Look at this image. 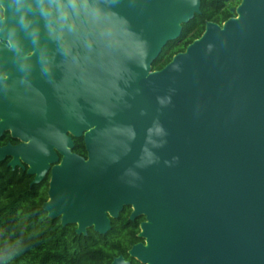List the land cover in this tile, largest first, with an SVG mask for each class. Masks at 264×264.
Returning a JSON list of instances; mask_svg holds the SVG:
<instances>
[{"label":"water","instance_id":"1","mask_svg":"<svg viewBox=\"0 0 264 264\" xmlns=\"http://www.w3.org/2000/svg\"><path fill=\"white\" fill-rule=\"evenodd\" d=\"M4 3L18 49L0 60L13 78L0 79L2 127L33 141L0 148V160L21 155L33 183L50 169L48 216L103 234L130 205V218L156 224L141 225L150 248L128 250L142 264H264V0H240V20L206 22L158 70L200 0Z\"/></svg>","mask_w":264,"mask_h":264},{"label":"trees","instance_id":"2","mask_svg":"<svg viewBox=\"0 0 264 264\" xmlns=\"http://www.w3.org/2000/svg\"><path fill=\"white\" fill-rule=\"evenodd\" d=\"M240 0H200L199 12L182 24L179 36L168 41L153 60V70L163 68L178 52L200 37L205 24H218L235 15ZM73 152L85 156L83 137H73ZM24 171L0 169V264H111L123 255L131 264H139L129 254L139 240L137 221L128 218L125 206L112 218L106 233L88 230L78 234L75 224L63 225L49 218L42 209L47 201L46 184L36 185Z\"/></svg>","mask_w":264,"mask_h":264},{"label":"flooded vegetation","instance_id":"3","mask_svg":"<svg viewBox=\"0 0 264 264\" xmlns=\"http://www.w3.org/2000/svg\"><path fill=\"white\" fill-rule=\"evenodd\" d=\"M4 0H0V60H2L4 58V56H7V55H10V52L12 51V49H18V46L16 44L13 43L12 39L10 37H7L3 34V30L1 28V22L6 20V14H5V10H6V7L4 5ZM235 15L236 16V8H235ZM234 16H230L228 18H231V17H234ZM227 18V19H228ZM226 19V20H227ZM213 22V21H212ZM216 23V22H215ZM223 23V22H222ZM221 23V24H222ZM218 24V23H217ZM205 29V27H204ZM204 31V30H203ZM14 45V47H13ZM13 47V48H12ZM35 47H31L29 48L28 50L26 51H23V50H19L20 53H21V58H25V59H32V57L36 54L35 53V49H36V52H37V48L33 49ZM35 53V54H34ZM1 68V73H0V79L3 80V81H9L10 79L12 80V76L11 74L5 72V69L2 68V66L0 67ZM11 76V78H9ZM29 83V82H28ZM0 91H2L0 89ZM18 92H22V90H17ZM24 92V91H23ZM28 92L30 93L31 90L28 89L26 92H24V94H28ZM3 92H0V96H2ZM37 96H39V94H35ZM9 100H0V107L2 106H5V104L8 102ZM12 101V100H10ZM2 105V106H1ZM8 119L7 116H3L1 114V111H0V122L4 123L6 120ZM4 121V122H3ZM0 148L2 147H5L7 145L9 146H16L23 141V139H21L19 136H14L13 135V132H12V128L10 126L8 127H2V124L0 126ZM69 129V128H68ZM69 131H71L70 129L69 130H66V133L68 135H70V137L72 138L73 140V137L72 134H69ZM66 134V135H67ZM84 140V139H83ZM85 144V142H84ZM73 148V147H72ZM73 151V150H72ZM60 156V155H58ZM86 156V155H85ZM61 157V156H60ZM13 156L12 155H9V154H6L3 159L0 160V169H4V168H8L12 171H17V172H20V171H24V172H27V165L23 162V160L21 158H18V161H19V164L15 165L14 167H12L11 165H9V162L12 160ZM53 164H51L50 166H52ZM35 175H31V181L34 179ZM50 179H51V171L50 169L46 172V174L44 175V178L41 179L39 182L35 183L36 185L38 186H41L43 184H46V195H47V199H49V196H48V189H49V183H50ZM45 202V201H44ZM43 202V203H44ZM125 206H128L130 208V212L128 214V218L130 220H132L133 222L137 221V227H138V231L136 232V237L139 238V240H137L136 242H134L131 246V248L134 246V245H137L139 243L141 244H145L146 242V237H141L140 236V233L142 232V223L143 222H146L147 221V218L145 215L141 214V215H136L134 218H130V215H131V212L133 211V207L130 206V205H124L122 210L119 212L118 216H120V214L122 213V211L124 210ZM42 209L45 210L43 208V204H42ZM46 211V210H45ZM46 215L47 217L48 216V212L46 211ZM50 218V217H49ZM55 219V218H54ZM56 219L59 220V222L61 223V218L60 217H56ZM111 220H112V217L110 218V226H111ZM76 227V225H75ZM94 230L93 229V226L91 227H87L86 228V232L88 230ZM95 231V230H94ZM134 260H136L139 264H142L136 257H132Z\"/></svg>","mask_w":264,"mask_h":264},{"label":"bare ground","instance_id":"4","mask_svg":"<svg viewBox=\"0 0 264 264\" xmlns=\"http://www.w3.org/2000/svg\"><path fill=\"white\" fill-rule=\"evenodd\" d=\"M5 5V4H4ZM5 7H6V9H7V6L5 5ZM242 18V14L241 13H239L237 16H236V19L235 20H240ZM7 19V18H6ZM224 29H226V25H225V27H224ZM202 39H203V37H202ZM202 39H200V41L202 40ZM13 47H14V45H13ZM12 47V48H13ZM33 49H35V48H33ZM188 51H189V49L187 50V52L186 53H188ZM35 53H36V49H35ZM34 53V54H35ZM9 78H11V76L9 77ZM11 80V79H10ZM0 92H2V91H0ZM29 93V92H28ZM3 94V93H2ZM2 106V105H1ZM4 122V121H3ZM1 124H2V122H0V126H1ZM97 125H93V126H91L90 128H88V131H92V129L93 128H95ZM12 128V132L13 133H15V129H14V127H11ZM1 130V129H0ZM67 130H69V129H67ZM31 141H33V139L32 138H29V139H27V140H25L24 142H26V143H29V142H31ZM65 149L67 150V151H69V149H68V147L67 146H65ZM68 154H69V152H67L66 154H65V157L66 156H68ZM21 157V155H19L17 158H20ZM12 160L14 161V160H16V157L14 158V156H13V158H12ZM90 161V159L87 161V162H89ZM59 166L61 167V168H63V169H65V167H64V164L63 163H61V164H59ZM54 187V181H53V178H52V180H51V188H53ZM54 198L53 197H51V199H50V201H52ZM134 209H135V211L137 210V207H136V198H135V200H134ZM103 212H105V213H109L110 211L108 210V209H106V208H103ZM78 222H79V224H80V226H81V223H80V221L78 220ZM93 223H95L94 222V220H93ZM146 224H151V225H156V224H154V222H152V221H148V222H146V223H144V226H146ZM142 232H143V234H146V232H145V228L144 229H142L141 230ZM147 241H145L146 243H145V248H150L151 246H152V242H151V240H150V238H149V236H147V239H146ZM136 255L137 256H139V257H141V254H139V253H136ZM147 264H154L153 262H148Z\"/></svg>","mask_w":264,"mask_h":264},{"label":"rangeland","instance_id":"5","mask_svg":"<svg viewBox=\"0 0 264 264\" xmlns=\"http://www.w3.org/2000/svg\"><path fill=\"white\" fill-rule=\"evenodd\" d=\"M71 133H72V132H71V131H69V134H71ZM66 134H67V133H66ZM67 136H69V137H70V135H68V134H67Z\"/></svg>","mask_w":264,"mask_h":264}]
</instances>
